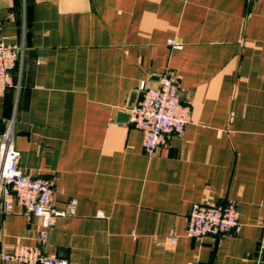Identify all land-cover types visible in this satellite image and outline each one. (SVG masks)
Returning <instances> with one entry per match:
<instances>
[{"label": "crops", "instance_id": "0c3cea01", "mask_svg": "<svg viewBox=\"0 0 264 264\" xmlns=\"http://www.w3.org/2000/svg\"><path fill=\"white\" fill-rule=\"evenodd\" d=\"M0 33L24 46L0 132L13 119L20 167L53 179L55 206L77 200L45 253L68 264H264V0H0ZM165 71L189 122L149 157L119 113ZM205 200L234 202L240 231L186 237L192 203ZM39 227L0 197V253L34 244Z\"/></svg>", "mask_w": 264, "mask_h": 264}, {"label": "built area", "instance_id": "2783aa9c", "mask_svg": "<svg viewBox=\"0 0 264 264\" xmlns=\"http://www.w3.org/2000/svg\"><path fill=\"white\" fill-rule=\"evenodd\" d=\"M167 43L175 49L182 48V44L173 38H168ZM23 55V44H9L7 37L0 33V96L15 85L12 71L21 65ZM138 90L140 98L129 107V120L142 131L144 153L154 157L170 134L183 132L189 122V107L181 102L177 82L168 71L159 74L156 86L143 80ZM5 123L0 132V197L3 207L10 212L14 204H18L26 216L40 219V227L34 244H16L11 252H1L0 258L19 264H68L64 257L45 253L44 247L56 218L73 215L77 200L71 198L62 208L53 204V179L32 175L20 167L21 152L14 146L13 119L5 120ZM96 215L104 217L103 212ZM260 223L264 228V216ZM240 229L234 202L205 200L192 203L183 232L186 237L199 240L206 235L238 233ZM171 241L174 243L176 236H172Z\"/></svg>", "mask_w": 264, "mask_h": 264}, {"label": "water", "instance_id": "95a60500", "mask_svg": "<svg viewBox=\"0 0 264 264\" xmlns=\"http://www.w3.org/2000/svg\"><path fill=\"white\" fill-rule=\"evenodd\" d=\"M134 96H135V93L132 94L131 99H130L129 104H128V107H131V105L133 104ZM128 117H129V113H124V112L119 113V118L121 120H127Z\"/></svg>", "mask_w": 264, "mask_h": 264}]
</instances>
